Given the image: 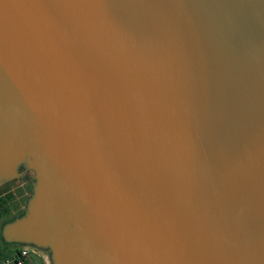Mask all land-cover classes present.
<instances>
[{
  "label": "water",
  "instance_id": "water-1",
  "mask_svg": "<svg viewBox=\"0 0 264 264\" xmlns=\"http://www.w3.org/2000/svg\"><path fill=\"white\" fill-rule=\"evenodd\" d=\"M0 246L45 264H264V0H0Z\"/></svg>",
  "mask_w": 264,
  "mask_h": 264
},
{
  "label": "built area",
  "instance_id": "built-area-1",
  "mask_svg": "<svg viewBox=\"0 0 264 264\" xmlns=\"http://www.w3.org/2000/svg\"><path fill=\"white\" fill-rule=\"evenodd\" d=\"M32 253V251L27 249L13 251L12 254L0 258V264H33L31 257Z\"/></svg>",
  "mask_w": 264,
  "mask_h": 264
},
{
  "label": "trees",
  "instance_id": "trees-1",
  "mask_svg": "<svg viewBox=\"0 0 264 264\" xmlns=\"http://www.w3.org/2000/svg\"><path fill=\"white\" fill-rule=\"evenodd\" d=\"M12 198V197H11ZM8 199H3L0 200V219L4 216L7 215L10 212V209L8 208ZM9 253H5V251L2 249L0 246V258H4L8 255Z\"/></svg>",
  "mask_w": 264,
  "mask_h": 264
},
{
  "label": "rangeland",
  "instance_id": "rangeland-1",
  "mask_svg": "<svg viewBox=\"0 0 264 264\" xmlns=\"http://www.w3.org/2000/svg\"><path fill=\"white\" fill-rule=\"evenodd\" d=\"M6 191H7V190H2L1 193L4 194V192H6ZM6 195H8V194H6ZM8 200L11 201L12 198H9ZM8 208H9V206H8ZM8 253H9V254H12V253H13V250L10 249ZM9 254H8V255H9ZM31 257H32V262H33V264H45V262H44L39 256H37V255H35V254L32 253Z\"/></svg>",
  "mask_w": 264,
  "mask_h": 264
},
{
  "label": "flooded vegetation",
  "instance_id": "flooded-vegetation-1",
  "mask_svg": "<svg viewBox=\"0 0 264 264\" xmlns=\"http://www.w3.org/2000/svg\"><path fill=\"white\" fill-rule=\"evenodd\" d=\"M12 197V194H8V195H4L3 193H0V200H3V199H9Z\"/></svg>",
  "mask_w": 264,
  "mask_h": 264
}]
</instances>
